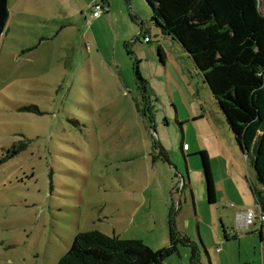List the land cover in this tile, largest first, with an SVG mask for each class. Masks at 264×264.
<instances>
[{"label":"rangeland","instance_id":"obj_1","mask_svg":"<svg viewBox=\"0 0 264 264\" xmlns=\"http://www.w3.org/2000/svg\"><path fill=\"white\" fill-rule=\"evenodd\" d=\"M94 1L9 0L15 15L0 42V264H58L90 231L159 251L170 243L171 211L177 230L199 245L201 264H250L251 256L264 264L260 223L253 237L238 233L242 260L237 241L227 249L205 236L203 224L216 219L228 232L232 224L222 208L214 219L206 203H195L188 185L187 168L200 159H187L182 147L194 153L210 138L207 122L216 125L223 113L195 63L153 23L145 0H132V22L121 13L128 0H108L119 19L110 28L92 26ZM22 2L31 21L19 15ZM139 30L151 43L132 41ZM18 142L26 150L7 159ZM247 169L260 187L250 162ZM191 253L182 246L164 264H190Z\"/></svg>","mask_w":264,"mask_h":264},{"label":"trees","instance_id":"obj_2","mask_svg":"<svg viewBox=\"0 0 264 264\" xmlns=\"http://www.w3.org/2000/svg\"><path fill=\"white\" fill-rule=\"evenodd\" d=\"M105 4V0H98ZM152 21L161 32L182 46L196 64L226 116L239 148L251 163L257 183L252 186L264 211V11L261 0H145ZM8 0H0V42L9 21ZM128 48V47H127ZM165 65L164 54L158 49ZM135 61L136 75L142 87ZM34 108H27L32 110ZM156 145V144H155ZM18 142L7 150L12 159L26 150ZM168 163L165 150L156 145ZM210 201L214 189L205 153ZM170 212L167 247L153 251L143 241L121 239L99 231L79 233L58 264H164L182 246L192 249L190 264H201L199 249L175 227ZM263 227L261 228L262 231Z\"/></svg>","mask_w":264,"mask_h":264},{"label":"crops","instance_id":"obj_3","mask_svg":"<svg viewBox=\"0 0 264 264\" xmlns=\"http://www.w3.org/2000/svg\"><path fill=\"white\" fill-rule=\"evenodd\" d=\"M96 2H98V0L94 1L93 4ZM132 2H133L132 0H128V8L127 9L124 8L123 11L121 12L122 14H125L127 16V21H131V22L134 21L133 16L131 15L132 11L134 12V10L132 9ZM8 7H9V0H8ZM27 7L28 5H26L25 2H22V4L20 3L19 15L22 16L24 20L31 21L33 16L29 14ZM104 8H108V10L104 11V13L98 18H94L93 12L91 11L92 14L90 17L92 19L91 20L92 26L94 25L100 28V26L104 25L107 28H110V27H113L114 24L119 23V19L117 17L115 8L110 5L108 0H105ZM135 10L137 11L136 8ZM9 13H10L9 19L12 15L13 16L15 15V13H13L10 7H9ZM135 14L136 16H138L137 13ZM85 19L87 18L85 17ZM41 20L45 21V19H41ZM116 36L117 38H119L118 35ZM121 38H122L121 41L123 42L124 47L126 48L129 47L128 46L130 44L128 42L129 37H121ZM144 38H146V36L143 35V32H141V30H139L138 36L135 38V40H132V41H139V40L144 41ZM151 41L152 40L150 39L149 43H151ZM143 43H146V42H143ZM191 65L195 71L200 73L199 74L200 78L203 80L204 86L207 87L205 89L211 92V89L209 88L208 84L204 80L196 64H191ZM149 79H150L149 81L152 84L153 83L152 78L149 77ZM220 114L222 118L219 117L218 120L216 118V125L215 123L209 124V121L207 122L208 124L207 126L209 129L207 132V136L209 135L208 136L210 137L209 139H206L205 137L200 138L201 146H198L197 150L195 149L196 151H194V153H189L192 151V145L188 146L185 144L184 147H182V150L184 153L185 152L188 153V155H186L187 159H191L190 158L191 156H195V157L198 156L200 159V160H197L198 165L196 164V166L194 167L190 166L189 168H187L188 185L191 186V195L193 197V201L196 200L195 203L196 202L206 203V206L214 212V219L216 218L215 213L217 209L219 208L223 209V216H225L226 219H231L229 223V224H232L231 232L227 231L226 226L223 225L224 223L223 221H222L223 222L222 231L219 229L216 219H215L214 225L209 226L208 224H203L204 225L203 227L205 230L204 231L205 236H207L209 233L212 236L213 240L220 241L222 243L224 242L225 248L229 247L230 243L232 242L234 243L235 241H237L239 243V249H240L239 258L240 260H242V252H241L242 251V239H239L240 236L238 233L242 234L243 231H246L250 233V234H247V237H253L254 235L251 234V232L257 231V228H254V229H250V228L251 226H256L257 223L259 222H255L252 225H246L245 220L240 218L238 214H246L249 211H253L255 212V214H260V212L263 210L257 204L255 195L252 190V186H255L258 188V185L247 175V170H248L247 165H248L249 160L247 159L246 156H244L243 152L241 151L238 144L236 143L225 115L222 112ZM203 134L204 133L202 134L199 133L200 136H203ZM202 153H205L207 157L211 180L213 183V189H214L213 202L210 201L209 184H208L209 181H208V177L206 174L207 172L205 171L204 162L201 156ZM172 166L175 168L174 165ZM181 178L183 179V183H186L185 178L183 176H181ZM193 187L196 189L198 188V190L195 191V197L193 193ZM186 202L187 200H185V204ZM177 207L179 208V210H181L182 201L179 202ZM257 207L260 210L259 213L255 211V208ZM233 215H235L236 221L233 219ZM195 216L198 217L197 214ZM201 220H202V217H200L198 221L200 222ZM262 227L263 229L261 231ZM259 232L261 236L260 249H261V252L263 253L264 251V246H263L264 244V224L263 225L260 224ZM200 236H201L200 244L205 246L203 242V238H202L201 228H200ZM195 245L198 249H200L199 245L198 246L197 244ZM200 255H201V251L199 250V261L201 258ZM219 256L223 257V254L221 252L218 253V261H220ZM253 258L254 256L253 257L251 256V259H249L250 264L251 262H255Z\"/></svg>","mask_w":264,"mask_h":264},{"label":"built area","instance_id":"obj_4","mask_svg":"<svg viewBox=\"0 0 264 264\" xmlns=\"http://www.w3.org/2000/svg\"><path fill=\"white\" fill-rule=\"evenodd\" d=\"M91 8L94 18L100 17L104 13V11L108 10V8H104L103 4L99 1L94 3ZM144 42L149 43L150 38H144ZM238 216L245 220L246 225H252L255 222H259L261 225L264 224V211H261L260 214H255V212L249 211L246 214H238Z\"/></svg>","mask_w":264,"mask_h":264}]
</instances>
